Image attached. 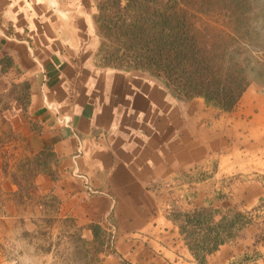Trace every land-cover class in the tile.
Instances as JSON below:
<instances>
[{
	"label": "crops",
	"instance_id": "1",
	"mask_svg": "<svg viewBox=\"0 0 264 264\" xmlns=\"http://www.w3.org/2000/svg\"><path fill=\"white\" fill-rule=\"evenodd\" d=\"M98 3L0 0V94L23 111L0 158V264L42 262L66 218L113 234L102 264H199L173 218L198 210L234 223L207 264H264V88L224 113L106 65Z\"/></svg>",
	"mask_w": 264,
	"mask_h": 264
},
{
	"label": "trees",
	"instance_id": "2",
	"mask_svg": "<svg viewBox=\"0 0 264 264\" xmlns=\"http://www.w3.org/2000/svg\"><path fill=\"white\" fill-rule=\"evenodd\" d=\"M261 0H99L98 34L104 62L114 68L144 71L163 82L181 100L204 99L210 107L232 112L252 85L264 88V34ZM260 27V28H259ZM188 247L199 264L234 237L231 222H214L205 211L178 212ZM242 214L235 224L244 226ZM53 253L64 239L74 243L76 264H102L115 254L114 236L100 224L80 227L62 220ZM69 227L78 233L70 235ZM93 239L84 237V230ZM76 231V232H77ZM129 264L128 262H125Z\"/></svg>",
	"mask_w": 264,
	"mask_h": 264
},
{
	"label": "rangeland",
	"instance_id": "3",
	"mask_svg": "<svg viewBox=\"0 0 264 264\" xmlns=\"http://www.w3.org/2000/svg\"><path fill=\"white\" fill-rule=\"evenodd\" d=\"M260 5L264 7V0H261ZM253 38L256 44L260 46H264V34L262 33L254 34ZM100 48H101V44H100ZM102 52L104 53L103 56L104 59L106 53L104 51ZM17 97H18L17 92L0 94V158L4 162V164L2 163L3 167H6L5 162L12 157L15 148V143L17 142V138L13 130L14 123L16 122L15 118L17 116L22 117L23 115V111L13 108V99ZM29 177L30 174L27 173L26 175L27 181L29 180ZM68 230L70 232V235H72L73 233H78L76 228L69 227ZM58 232H59V228L54 231L53 238L50 240L49 243L51 242L56 243L59 241L57 239V235H59ZM64 242L65 243H63V245L59 247V251L61 252L60 255L61 256L63 255L62 258H60L57 255L58 248L57 246H54L52 255L44 259L42 262L39 261L37 264H76L71 256L73 253L72 245L74 243L73 242L69 243L70 242L69 239H64ZM41 245L46 248L48 247V245H46V242L44 240L41 242ZM125 262H127V260H124L123 264H127ZM87 263H89V260L83 262V264H87ZM120 263L122 262L120 261ZM107 264H112V263L108 262Z\"/></svg>",
	"mask_w": 264,
	"mask_h": 264
},
{
	"label": "built area",
	"instance_id": "4",
	"mask_svg": "<svg viewBox=\"0 0 264 264\" xmlns=\"http://www.w3.org/2000/svg\"><path fill=\"white\" fill-rule=\"evenodd\" d=\"M82 178H84V180H85V186H86L87 190L89 192H92V188H91V185H90L88 179L86 177H84V176H82Z\"/></svg>",
	"mask_w": 264,
	"mask_h": 264
}]
</instances>
